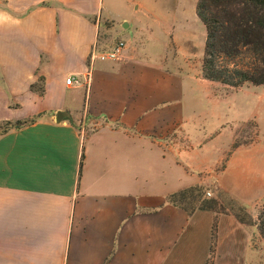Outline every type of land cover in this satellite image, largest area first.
<instances>
[{
	"label": "crops",
	"instance_id": "crops-1",
	"mask_svg": "<svg viewBox=\"0 0 264 264\" xmlns=\"http://www.w3.org/2000/svg\"><path fill=\"white\" fill-rule=\"evenodd\" d=\"M197 3L0 0V123L36 117L0 134V264H231L260 236L168 199L203 186L246 203L264 186L259 141L233 149L258 112L185 68ZM103 28L125 42L117 60L96 56Z\"/></svg>",
	"mask_w": 264,
	"mask_h": 264
},
{
	"label": "trees",
	"instance_id": "trees-1",
	"mask_svg": "<svg viewBox=\"0 0 264 264\" xmlns=\"http://www.w3.org/2000/svg\"><path fill=\"white\" fill-rule=\"evenodd\" d=\"M197 14L207 32L203 77L236 88L264 85V0H198ZM34 121L36 117L6 121L1 134ZM82 164L81 159L80 172ZM205 193L203 186H192L170 194L168 199L189 214L229 210L240 222L255 226L264 240V202L254 217L233 197L224 195L222 200L206 197Z\"/></svg>",
	"mask_w": 264,
	"mask_h": 264
},
{
	"label": "rangeland",
	"instance_id": "rangeland-1",
	"mask_svg": "<svg viewBox=\"0 0 264 264\" xmlns=\"http://www.w3.org/2000/svg\"><path fill=\"white\" fill-rule=\"evenodd\" d=\"M189 17L192 18V16ZM193 17L194 21L192 19H189V22H191L192 27L198 29L196 30V47L194 51H191L190 47L185 44V47L187 49H185L183 55L184 61L186 62L185 64H187L185 68L189 69L193 74H195L197 73L200 64H203L205 47L203 36L206 29L202 21L198 19L196 13L193 15ZM105 24L109 26L111 25L110 22H106ZM104 32L105 28H103L101 32V38L105 40L107 39L105 38L107 37V35L105 36L103 34ZM107 42L110 46L115 47L119 44L120 39L118 37L108 36ZM198 78L202 77L198 76ZM197 80H199V85L203 91L202 94H241L239 95V100L242 101L243 104L247 103L248 111L251 112L254 109L256 110V112H258L256 117L250 118L248 121L237 127L239 137L237 138L235 145H233V149L236 148L237 145H249L254 140H258V149L260 151L259 158L261 160V166L259 167L260 171L258 172V176L264 178V85L256 86L252 84H245L242 87L236 88L211 80ZM193 85H195V83ZM6 125L7 124L5 122L0 123V134L4 131ZM226 160L227 156L225 157L221 168L225 167ZM242 189L244 190L245 186ZM249 194V196H246V203L241 200L240 202H243L244 205L247 207L249 213L252 216L256 217L258 210L264 202V186L261 187L260 191H256ZM205 195L206 197L211 198L215 196L214 194L208 196L207 193H205ZM230 197L235 198V196L232 195ZM221 199L223 200V197H221ZM255 233L253 234L252 239H245L238 243L240 251L238 252V255L235 253L234 257L230 259L231 264H264V241L261 240L260 236L255 237ZM251 246L252 250H250Z\"/></svg>",
	"mask_w": 264,
	"mask_h": 264
},
{
	"label": "built area",
	"instance_id": "built-area-1",
	"mask_svg": "<svg viewBox=\"0 0 264 264\" xmlns=\"http://www.w3.org/2000/svg\"><path fill=\"white\" fill-rule=\"evenodd\" d=\"M124 48H125V42L124 41H120L117 46L112 47L111 49H109L107 51L100 52L96 56L99 57L102 60H106V59L117 60V59H119L122 56ZM73 82H74L73 76H68V78L66 80V83L68 85H71ZM207 195L211 196V192L208 191Z\"/></svg>",
	"mask_w": 264,
	"mask_h": 264
},
{
	"label": "water",
	"instance_id": "water-1",
	"mask_svg": "<svg viewBox=\"0 0 264 264\" xmlns=\"http://www.w3.org/2000/svg\"><path fill=\"white\" fill-rule=\"evenodd\" d=\"M69 113L68 112H59L57 115V121L63 120V118L68 117Z\"/></svg>",
	"mask_w": 264,
	"mask_h": 264
}]
</instances>
